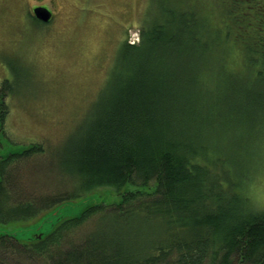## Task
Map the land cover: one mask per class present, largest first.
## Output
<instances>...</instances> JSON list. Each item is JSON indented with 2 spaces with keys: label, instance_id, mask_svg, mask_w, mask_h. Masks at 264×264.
Masks as SVG:
<instances>
[{
  "label": "trees",
  "instance_id": "16d2710c",
  "mask_svg": "<svg viewBox=\"0 0 264 264\" xmlns=\"http://www.w3.org/2000/svg\"><path fill=\"white\" fill-rule=\"evenodd\" d=\"M144 16L65 155L74 189L5 209L0 162V228L38 215L0 232V264H264V0H147ZM123 241L140 249L123 258Z\"/></svg>",
  "mask_w": 264,
  "mask_h": 264
},
{
  "label": "rangeland",
  "instance_id": "374dc122",
  "mask_svg": "<svg viewBox=\"0 0 264 264\" xmlns=\"http://www.w3.org/2000/svg\"><path fill=\"white\" fill-rule=\"evenodd\" d=\"M34 5L47 6L52 18H31ZM146 5L147 0H0V99L5 107L0 156L29 144L41 148L25 158L9 157L13 161L7 165L8 160L0 158L5 209L26 200L43 206L80 181L64 170L65 155L83 136L99 96L107 92L122 40L138 42L136 32L145 21ZM4 79L10 91L3 87ZM37 216L7 226L25 237L24 226ZM91 221L80 230L90 229ZM113 234L106 244L116 245L121 235ZM130 245L122 242L123 258L140 249V243ZM7 259L12 264H41L39 258L28 260L15 253Z\"/></svg>",
  "mask_w": 264,
  "mask_h": 264
},
{
  "label": "water",
  "instance_id": "95a60500",
  "mask_svg": "<svg viewBox=\"0 0 264 264\" xmlns=\"http://www.w3.org/2000/svg\"><path fill=\"white\" fill-rule=\"evenodd\" d=\"M33 14L35 15L36 18H38L42 21H47L51 17V11L46 6H43V5H37V6L33 7ZM62 207L65 208V206L62 205V206L58 207V209L55 210L52 215L45 217L41 221V223L37 226V228L44 227V225L48 221H50L53 218V216L61 214L64 211ZM29 229L30 228H25L26 232H29L30 231ZM0 232H7V233H11V234H14L15 236H17V232H14L13 230L10 231V230H4V229L0 228Z\"/></svg>",
  "mask_w": 264,
  "mask_h": 264
}]
</instances>
